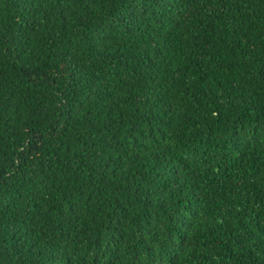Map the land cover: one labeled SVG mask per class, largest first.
<instances>
[{"label": "trees", "instance_id": "1", "mask_svg": "<svg viewBox=\"0 0 264 264\" xmlns=\"http://www.w3.org/2000/svg\"><path fill=\"white\" fill-rule=\"evenodd\" d=\"M0 264H264V0H0Z\"/></svg>", "mask_w": 264, "mask_h": 264}]
</instances>
